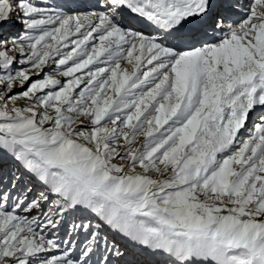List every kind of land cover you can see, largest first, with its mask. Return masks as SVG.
<instances>
[{
  "label": "snow or ice",
  "instance_id": "snow-or-ice-1",
  "mask_svg": "<svg viewBox=\"0 0 264 264\" xmlns=\"http://www.w3.org/2000/svg\"><path fill=\"white\" fill-rule=\"evenodd\" d=\"M0 264H264V0H0Z\"/></svg>",
  "mask_w": 264,
  "mask_h": 264
},
{
  "label": "rangeland",
  "instance_id": "rangeland-1",
  "mask_svg": "<svg viewBox=\"0 0 264 264\" xmlns=\"http://www.w3.org/2000/svg\"><path fill=\"white\" fill-rule=\"evenodd\" d=\"M18 27V26H17ZM247 127L250 129L252 128V123L250 122L249 124H247ZM245 135H247V132L244 133Z\"/></svg>",
  "mask_w": 264,
  "mask_h": 264
},
{
  "label": "bare ground",
  "instance_id": "bare-ground-1",
  "mask_svg": "<svg viewBox=\"0 0 264 264\" xmlns=\"http://www.w3.org/2000/svg\"><path fill=\"white\" fill-rule=\"evenodd\" d=\"M249 123H250V122H249ZM249 123H248V124H249Z\"/></svg>",
  "mask_w": 264,
  "mask_h": 264
}]
</instances>
